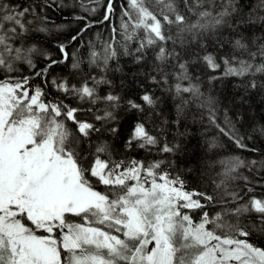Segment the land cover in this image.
I'll use <instances>...</instances> for the list:
<instances>
[{
  "label": "snow or ice",
  "instance_id": "6c2138e0",
  "mask_svg": "<svg viewBox=\"0 0 264 264\" xmlns=\"http://www.w3.org/2000/svg\"><path fill=\"white\" fill-rule=\"evenodd\" d=\"M90 2L99 5L100 0ZM113 2L109 0L99 23L110 21L115 12ZM126 2L127 7L121 6L119 29L112 28L113 39L105 43L102 52L93 48L89 65L107 69L119 54L117 43L124 55L135 56L137 64L145 60L148 50H154L153 70L160 79L152 75L151 80L167 85L171 75L176 81L167 90L180 99L178 116L190 105L206 109L209 123L238 148L246 149L244 137L238 135L230 120L226 118L224 126L217 123L216 99L205 95L193 82L190 62L183 55L193 44L202 47L210 35L228 28L235 33L233 49L241 56L224 57L221 76L210 77V82L229 76L264 75V42L257 44L243 29L258 22L264 25V15H259L264 12V0H257L255 8L247 12L241 10L240 0H220L219 5L217 0ZM81 7L93 14L96 11L86 7L83 0ZM28 15L36 17L37 13L31 7L0 0V264H264V247L249 239L254 231L264 233V199L253 196L240 203L243 196L231 187L240 178V170L257 161L246 162L239 156L217 161L222 171L219 182H214L216 195L187 191L185 181L164 167L170 162L145 164L135 159H114L107 142L97 144L92 159L85 164L80 137H89L100 129L77 117L81 108L50 101L43 88L31 85L30 77L13 75L20 64L36 68L32 57L39 50L35 45L25 47L24 41L32 31H47L44 26L31 28L33 21L27 19ZM92 26L87 22L81 32ZM117 34L120 41L115 39ZM78 36H72L71 41ZM133 43L137 46L130 50ZM66 47L59 45L63 60L49 56L47 67L34 75L43 77L48 69L67 61ZM244 54L249 58H242ZM201 59L213 72L221 68L211 53ZM172 61H176L174 67L179 72L167 71ZM80 64V59H74L71 66L79 69ZM91 79L92 86L87 81L80 87L66 80L54 79L51 83L82 103L106 102L113 110L105 109L95 119L115 120L114 109L120 106L122 97L111 93L100 96L97 86L111 81ZM246 88H257L256 80L250 79ZM140 100L142 103L127 100L129 108L145 114V120L134 125L125 146L177 152L178 143L169 144L166 139L161 143V137L146 126L147 119L156 114L157 98L145 92ZM69 121L75 125V132ZM175 122L180 123L179 119ZM260 132L264 134V128ZM219 146L215 140L209 144L210 149ZM98 185H104L105 191L97 190ZM202 200L218 203L220 210L213 216L202 211L194 220L190 210H203L206 204ZM253 213L257 221L246 223Z\"/></svg>",
  "mask_w": 264,
  "mask_h": 264
},
{
  "label": "trees",
  "instance_id": "16d2710c",
  "mask_svg": "<svg viewBox=\"0 0 264 264\" xmlns=\"http://www.w3.org/2000/svg\"><path fill=\"white\" fill-rule=\"evenodd\" d=\"M4 2L12 6L33 8L37 16L28 15L27 19L33 21L30 27L44 26L47 28L46 32H30L24 41L25 47L35 45L39 50L32 57L36 68L32 69L26 63L20 64L17 66L19 71L13 75L30 77L31 85L43 88L46 98L50 101H63L70 107L81 108L82 111L77 113V117L95 124L100 129L99 132L91 133L89 137H80L79 147L82 150V155L87 157L85 164L92 159L91 152L95 146L107 142L112 148L114 159H123L125 162L135 159L143 161L145 164L160 160L170 162L166 163L164 167L185 181L187 191L216 195L218 190L215 188L214 182H219L221 177L218 174L222 171L221 165L216 162L228 157L239 156L246 162L257 161L256 165L241 169L240 178L232 182L231 187L244 198L240 203L247 202L253 196L264 199V166H262L264 164V134L260 132V129L264 128V87H261V84H264V75L258 74L255 77L229 76L210 82V77L221 76L224 69L222 63L224 57H230L233 54L241 56L239 51L233 49L231 41L235 33L231 29L224 28L215 36L210 35L203 41L202 47L193 44L188 53L183 55V59L190 62L189 73L193 82L200 85L205 95H211L216 99L217 123L224 126L226 118L230 120L235 125L238 135L244 137L243 142L247 145L246 149L238 148L233 141L211 125L206 109H198L195 105H190L182 115L178 116L177 105L180 103V99L175 96L174 92L167 90L176 81L171 75L167 85L163 82L154 83L151 80L152 75H157L153 70L156 63L154 50H148L145 60L137 64L135 56L124 55L117 43L115 46L119 54L117 58L109 62L107 69H104L103 65L100 67L89 65V55L93 48L97 52H102L105 43L113 39L112 28L119 29L123 10L121 6L127 7L126 0H114L115 12L110 17V21L103 23H99V21H102L106 14L109 0H100L99 5L90 2V0H83L86 7L96 9L94 14L86 12L81 7V0H4ZM256 2L257 0H240L241 10L247 12L254 9ZM219 3L220 0H217L218 5ZM259 15H264V12H260ZM42 17H47V19H41ZM76 17H85L86 19H76ZM87 22H92L93 26L81 32ZM243 29L245 35L255 40L257 44L264 42V25L258 22L253 25H245ZM78 33V39L71 41V37ZM115 39L120 41V35L117 34ZM60 44L67 45L65 50L68 52V60L48 69L43 77L35 76V71L47 67L50 62L49 56L57 61L63 60ZM136 46L135 43L131 44L130 50H134ZM250 47L255 51L254 46ZM208 53L213 54L217 58V62L221 63V68L216 72L207 68L201 59ZM242 58L248 59L249 57L244 54ZM74 59L81 60L79 69H73L71 66ZM256 62H260L259 57ZM175 64L176 61H172L168 65L169 73L179 72V68L174 67ZM92 77L111 81L110 84L97 86L100 96L111 93L122 97L120 106L114 109L115 120L98 121L95 119L96 115H103L105 109L113 110L106 102L100 101L95 105L87 102L82 103L74 95H66L51 83L54 79L57 82L66 80L70 85L80 87L87 81L89 86H92ZM0 78H3L2 73H0ZM159 79L157 75V80ZM250 79L256 80L257 88H246ZM187 83V81L184 82L185 85ZM145 92L151 93L158 101L155 109L156 114L147 119L146 126L154 135L161 137V143L165 139L169 144L178 143L180 148L177 152L162 153L158 147L149 151L139 147L129 149L125 146L134 125L145 120V114L129 108L127 100L131 99L142 103L140 97ZM177 119L180 121L178 125L175 122ZM68 124L75 132V125L71 121ZM112 128H116L117 132L113 133ZM77 135L79 134L77 133ZM213 140L220 146L210 149L209 144ZM102 158L104 157L102 156ZM243 177H247V181ZM93 182L95 183V178H93ZM97 190L105 191V186L98 185ZM201 202L206 204L203 210H190L194 220L199 219L202 211H207L210 216H213L220 210L221 205L218 203L209 204L203 200ZM256 221L257 217L253 213L248 216L245 222L253 224ZM249 239L257 246L264 247V233L254 231Z\"/></svg>",
  "mask_w": 264,
  "mask_h": 264
}]
</instances>
